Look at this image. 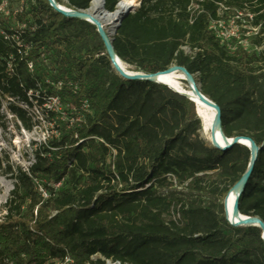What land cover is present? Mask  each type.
<instances>
[{"label": "trees", "instance_id": "16d2710c", "mask_svg": "<svg viewBox=\"0 0 264 264\" xmlns=\"http://www.w3.org/2000/svg\"><path fill=\"white\" fill-rule=\"evenodd\" d=\"M54 1L86 12L96 0ZM123 1L134 0H104L105 10ZM137 1L113 38L117 57L135 74L186 69L220 108L224 134L257 145L239 210L264 223V51L224 45L210 30L219 4L248 9L261 26L252 45L264 46V0H210L193 19L191 0ZM24 3L18 29L0 13V124L6 104L28 132L36 111L55 133L27 171L5 170L14 187L0 219V264H264L261 229L232 227L224 209L251 151L212 148L194 103L120 79L94 25L49 0Z\"/></svg>", "mask_w": 264, "mask_h": 264}, {"label": "water", "instance_id": "95a60500", "mask_svg": "<svg viewBox=\"0 0 264 264\" xmlns=\"http://www.w3.org/2000/svg\"><path fill=\"white\" fill-rule=\"evenodd\" d=\"M98 1V0H96ZM95 1V2H96ZM102 1V11L110 16H113L117 14L119 11H116L114 14H110L105 10L104 7V1ZM50 5L53 9H55L59 14L62 16L69 18V19H75L78 21H84L88 22L92 25H94L97 28L98 34L100 38L102 39L105 48L107 50L108 57L110 59V63L112 66V69L114 72L119 76L120 79L126 82H149L153 84H158L167 87L169 90L174 92L175 94H178L192 103H194L197 107V112L199 115V109L198 105H202L205 108L216 112V118L213 126V131L218 133V135H213L212 140L210 141L211 143L209 144L212 148L220 151H229L233 149L235 146H242L251 151V164L246 171V173L243 175L241 178L240 182L237 184V186L229 193V195L226 197L224 200V209H225V214L227 217V221L232 227L235 228H249V227H256L261 229L263 236L262 240L264 242V223L259 219V218H249V217H244L241 215L240 210H239V199L241 195L243 194L248 182L250 181L251 175L254 170L255 163L258 158V154L260 149L257 147V145L249 138H234V139H229L223 132L222 130V116H221V110L220 108L213 102L211 101L208 97H205L204 95L201 94L199 91L198 86L196 85L193 77L187 72L186 69L180 68V67H173L169 69L168 71L157 74V75H144V74H135L131 72H127L118 65L117 62H121L119 58L117 57L114 47H113V42L114 39H112V36H116L118 30L120 29L122 22L130 15L132 14V8L126 10L122 15H120V19L118 20L113 35L110 33L106 32L104 29L103 24H101L99 21L96 19H93L89 15V11L86 12H75L68 10L66 8L58 6L54 0H49ZM94 2V3H95ZM175 76V75H182L183 76V82H186L189 86L190 92L192 94V97H189L188 95L181 93L180 91L176 90L172 86L160 83L157 81L159 77L162 76ZM199 118L201 119L200 115ZM202 120V119H201ZM204 125V123H203ZM217 140H220L223 144L224 147H219V145L216 144L215 142ZM234 195V202L232 206V211L230 210V201L231 197Z\"/></svg>", "mask_w": 264, "mask_h": 264}, {"label": "rangeland", "instance_id": "374dc122", "mask_svg": "<svg viewBox=\"0 0 264 264\" xmlns=\"http://www.w3.org/2000/svg\"><path fill=\"white\" fill-rule=\"evenodd\" d=\"M134 6L138 7V1L134 0ZM133 7V8H135ZM25 8L24 0H9L6 8L5 21L8 22V26L13 29H18V23L16 22V16L20 14ZM93 8V5L91 9ZM106 32L110 33L111 27L105 26ZM112 39L114 36L111 37ZM250 54L258 53L251 46ZM184 51L189 54L187 49ZM127 71L130 69L125 66ZM183 83V79L179 81ZM51 111L59 113L58 106L50 105ZM1 113L4 117L0 124V159L3 161V170L0 172V219L5 215L3 212L4 206L7 204L11 192L13 191L14 182L9 176L5 174V170L8 166L13 169L18 167L28 170L34 163V151L37 145L48 140L49 137L55 133V122L51 118H46L42 112L34 111L31 115L35 128L32 132L25 130L24 126L17 122L13 116L9 114L7 105H4ZM202 121V120H201ZM203 124V121H202ZM204 128V125H203ZM177 192H182V189H177ZM174 218L172 215H166V223H170Z\"/></svg>", "mask_w": 264, "mask_h": 264}, {"label": "built area", "instance_id": "2783aa9c", "mask_svg": "<svg viewBox=\"0 0 264 264\" xmlns=\"http://www.w3.org/2000/svg\"><path fill=\"white\" fill-rule=\"evenodd\" d=\"M209 1L210 0H191L189 13L192 16V19L194 18L195 15L203 13V6ZM125 2L126 1H123L122 3ZM7 6H8V1L3 0L0 6V13H6ZM139 7H140V3H138V7L132 8L133 9L132 13H134L135 10L138 9ZM210 30L215 33L217 39L222 44L230 46L233 42H235L240 47H242L246 52L250 53L251 50L250 44H252L251 40L260 36L261 26L260 25L258 26L256 24V16L252 14L248 9L234 10L225 6V4H219L217 11V20L211 21ZM12 40L17 41L18 37L13 36ZM253 48L258 53L264 51V46L262 47L253 46ZM29 68L31 69V66ZM58 104L59 103L57 100H53L52 105L58 106ZM107 264H112V263L107 262ZM116 264H120V263H116Z\"/></svg>", "mask_w": 264, "mask_h": 264}, {"label": "bare ground", "instance_id": "6f19581e", "mask_svg": "<svg viewBox=\"0 0 264 264\" xmlns=\"http://www.w3.org/2000/svg\"><path fill=\"white\" fill-rule=\"evenodd\" d=\"M133 1H127L125 3H122L120 5V7L118 8L117 11H119L117 14L110 16L106 13H104L101 9L102 7V2H100L99 0L96 1L93 4V8L90 10L89 15L90 17H92L93 19H96L97 21H99L101 24H103V26H110L111 30H110V34L113 35L114 33V29L115 26L118 22V20L120 19V15H122V13H124L126 10L135 7L134 6ZM118 65L121 67V69L127 71V69L125 68V65H123L121 62H117ZM129 72V71H127ZM183 79L182 75H175V76H162L159 77L157 79L158 82L172 86L173 88H175L176 90L180 91L181 93H184L186 95H188L189 97H192L191 92L186 91L182 84H180L179 81H181ZM198 109H199V115L204 123V130L202 133V138L208 143L210 144L213 135H218V133L213 131V126H214V122H215V118H216V112L211 111L207 108H205L202 105H198ZM215 142L217 145H219V147H224V144L220 141L215 139ZM234 195H232L231 197V201H230V210L232 211V206H233V202H234Z\"/></svg>", "mask_w": 264, "mask_h": 264}]
</instances>
